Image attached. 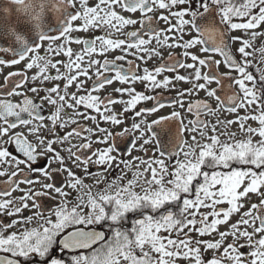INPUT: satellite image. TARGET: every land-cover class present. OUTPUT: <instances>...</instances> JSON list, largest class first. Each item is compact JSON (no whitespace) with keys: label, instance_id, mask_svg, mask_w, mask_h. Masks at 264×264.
I'll return each instance as SVG.
<instances>
[{"label":"snow or ice","instance_id":"obj_1","mask_svg":"<svg viewBox=\"0 0 264 264\" xmlns=\"http://www.w3.org/2000/svg\"><path fill=\"white\" fill-rule=\"evenodd\" d=\"M0 78V264H264V0H0Z\"/></svg>","mask_w":264,"mask_h":264},{"label":"flooded vegetation","instance_id":"obj_2","mask_svg":"<svg viewBox=\"0 0 264 264\" xmlns=\"http://www.w3.org/2000/svg\"><path fill=\"white\" fill-rule=\"evenodd\" d=\"M136 27H139V25H137ZM129 30H130V29H129ZM95 34H99V33H95ZM80 35L87 36V35H89V34H80ZM72 47H73L74 49L78 50L80 46L74 44V45H72ZM179 51H180L179 49H176V52H179ZM119 54H120L119 51H116V52L110 53L109 56H108V58H109V59H112V58H114L116 55H119ZM164 54H165V56H167V51H166V50H165ZM97 58H99V59H103L102 57H97ZM217 58H219V57H217ZM128 59H132V57H129ZM121 63H124V64H125V67H127V63H126V62H121ZM154 63H159V61H149L147 65L141 64V68H143L144 66H147V67L151 68V67H153ZM179 71H180L181 74H185V70H184V69H180ZM169 75H171V74H169ZM0 83H2V81H1ZM91 83H92V81H88V84H89V85H91ZM120 86H121V85H119V84H113V85H111V86H108L106 90H102L99 94H100L101 96H105V95H107L109 92H111L113 88H115V87H120ZM188 86H189V85H187V84H181V85H180L181 88H186V87H188ZM213 86H214V85H213ZM136 87H137V90H138V91L143 90V85H141V84H137ZM73 90H74V89H73ZM174 96H175V91H172V92H165V93H164V102H165V103H168L169 99L172 98V97H174ZM200 97H204V93H203V92L200 93ZM193 99H195V97H194ZM151 104H152V101H148V102H145L144 105H140V106H151ZM120 107H121V106L117 105V109H119ZM138 107H139V106H138ZM171 110H172V109H171L170 107H166V108H164V109H161V110H160V113H158L157 115H167V114H169V113L171 112ZM45 114H47V109H46ZM128 115L131 116V113H129ZM150 118H153V117H150ZM129 123H130V121H129ZM125 143H126V141H125ZM121 147H123V144L121 145ZM135 154H136V153L134 152L133 155H135ZM141 155H143V154L141 153Z\"/></svg>","mask_w":264,"mask_h":264},{"label":"rangeland","instance_id":"obj_3","mask_svg":"<svg viewBox=\"0 0 264 264\" xmlns=\"http://www.w3.org/2000/svg\"><path fill=\"white\" fill-rule=\"evenodd\" d=\"M7 71V70H6ZM2 81V78H0V82Z\"/></svg>","mask_w":264,"mask_h":264}]
</instances>
